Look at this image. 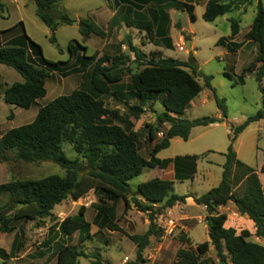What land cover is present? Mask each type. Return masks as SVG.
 <instances>
[{
	"label": "trees",
	"instance_id": "trees-1",
	"mask_svg": "<svg viewBox=\"0 0 264 264\" xmlns=\"http://www.w3.org/2000/svg\"><path fill=\"white\" fill-rule=\"evenodd\" d=\"M33 1L37 6L38 18L52 32L61 26L75 24L67 14L56 12L63 0ZM254 2H257V11L246 39L258 44L259 51L254 61L243 70L237 84H244L247 75L255 73L263 96L262 108L239 126L231 128L232 136L225 154L226 163L220 185L200 197H194L197 205L206 208L209 242L198 245L196 251L179 250L172 264H209V260L203 257L209 252L210 245L216 250L221 264H228V256L232 264H264V246L252 241L249 231L238 233L234 229H227V216L218 212L220 207L234 203L241 216L248 217L255 224V236L264 240V191L257 171L241 162L234 150L239 136L252 124L264 120V5L262 0H210L203 19L207 23H213L236 11L243 10L246 13ZM117 4H130L137 9L152 5L149 14L153 24L146 25L145 28L152 31L156 27L157 37L164 42L166 26L169 23L166 12L168 8L175 7L185 11L191 21H196V4L180 0H117ZM3 12L5 6L0 1V13ZM230 24L231 37L222 39L220 43L231 42L230 45L236 48L237 45L232 41L241 32V21L231 19ZM82 33L104 35L93 23H84ZM3 36L4 32L0 31V65L15 70L23 79L6 89L0 85V95L3 93L8 105L30 110L47 96V81L52 73H59L64 78L80 74L89 80L90 87L88 90L81 87L42 107L32 123L4 134L0 130V163L5 162L8 152L17 151L18 159L23 162L51 161L67 172L65 177L53 175L40 180H14L0 186V191L9 195L7 205L0 208L2 233L13 234L19 223H35L49 218L55 208L69 198L79 200L91 191L101 192L113 204L125 202L126 211L135 207L141 212H153L154 205H163V210L172 209L193 197L174 194V183L170 181L153 179L140 184L136 192L132 190L130 182L141 176L146 169L165 168L168 162H162L157 156L170 147L174 138L188 141L194 129L220 124L228 118L227 101L220 98L215 90L214 99L222 119L205 117L190 121L177 118L203 92L196 77L198 68L195 65L164 58L161 52L157 53L159 57L148 55L130 43L129 49L142 70L131 76L130 95L134 96L137 105L129 108L128 116L140 120L148 105L159 101L164 112L158 115V124L155 127L149 126V141L153 143L156 140L164 125L170 126L164 139L154 146L150 158L146 159L140 153L139 134L127 131L119 123L122 121L120 110L110 109L103 100L105 96L114 95V87L122 82L125 72L120 67L129 62L127 56H99L98 53L88 56V48L73 41L76 46L72 42L69 49L72 58L77 55L76 63L53 62L44 57L41 47L26 34L27 48L4 45ZM52 41L56 43L55 38ZM165 47L172 46L168 44ZM226 75L232 80L229 74ZM205 80L206 85L211 88L213 78L206 77ZM65 141L72 143L76 152L87 160V172L82 177L78 173L77 163L71 161L62 151ZM185 159L175 160L179 181L189 179L196 173L195 166H192L191 174H187L189 177L182 176L185 172L182 173L180 164ZM196 159L198 158H192ZM261 173L264 174V163ZM94 223L99 231L108 229L121 232V228L114 221L112 207H98ZM60 231L68 239L79 233L81 244L91 240L93 235L91 223L86 219V208L82 207L77 216L64 220ZM151 235L152 230L145 236L131 237L138 248L136 264L143 262L142 254L150 244ZM20 237L15 235L10 253L0 249L1 259L7 261L16 254ZM83 256V252L77 247L60 245L56 264H79L78 259ZM97 261V264H103L100 255L97 256Z\"/></svg>",
	"mask_w": 264,
	"mask_h": 264
},
{
	"label": "rangeland",
	"instance_id": "rangeland-1",
	"mask_svg": "<svg viewBox=\"0 0 264 264\" xmlns=\"http://www.w3.org/2000/svg\"><path fill=\"white\" fill-rule=\"evenodd\" d=\"M1 1L6 7V11L0 14V29L4 32V45L27 48L26 34L41 47L44 57L53 62L76 63L78 57L76 55L72 58L69 49L73 41L87 47L88 56L102 51V53L111 57L123 55L129 58V62L120 67L125 75L122 82L114 87L115 94L105 96L103 100L110 109L120 110L122 121L119 123L127 131H135L139 134L140 153L146 159L150 158L154 146L165 137L164 127H162L156 136V143L152 144L149 141V126L155 127L158 124L157 117L164 112V108L157 101L148 105L140 120L128 116L129 108L137 105L134 96L130 95L131 76L142 70V67L135 61L134 54L129 49L130 43L135 47L141 46L142 42L146 44L149 41L153 43L161 42L167 46L170 44L172 47L163 46L166 49V58L189 62L198 68L196 77L203 87V92L183 115L177 117L179 119L192 121L205 117H216L220 111L215 103L213 90L220 98L226 99L228 121L232 126H239L262 108L263 96L256 80V74H248L244 84H237L243 70L254 59L251 51H244L240 55L233 54L230 56L228 45L220 43L221 37L227 35L226 33L231 28L227 20L237 19L239 17L238 12L225 15L217 22L207 23L203 19L206 0H180L181 2L197 4L195 10L196 21H191L188 13H182L175 9V25L168 31L164 42L153 35L154 31L144 30L141 33L128 28L127 23H131L134 29L148 25L144 22L146 15L137 12L129 4L121 7L116 17L119 21L117 25L111 26L108 30L105 26L106 22H102L99 30L104 35L98 36L95 34L84 35L82 30L80 32V27L84 23L91 24V20L95 17V12L99 8H105L107 14L109 12L108 0H63L57 7L56 12L61 15L67 14L75 21V24L73 26H61L55 32H52L37 17V6L33 0ZM262 3L264 5V0H262ZM256 11L257 2H254L242 19L241 30L243 32L252 23ZM79 15L84 17L85 20L83 19L82 22L77 21ZM123 18H127V21L123 22ZM120 21L123 24H120ZM184 27L187 29L186 32ZM53 38H55L56 43L52 41ZM190 39L195 42L196 56L194 49L189 50L187 48ZM73 44L76 46L74 42ZM150 50H152L151 56L159 57L157 54L159 51L155 50L153 46L143 48L146 53H149ZM79 52L82 55L81 50ZM192 58L194 60H191ZM0 67L10 72L7 75L6 73L1 74L7 83L13 84L21 80V76L15 70L5 66ZM226 74H229L232 80ZM206 77L213 78L211 88L206 85ZM81 87L88 90L90 85L89 80L86 77L83 78L80 74L64 78L59 73H52L47 81V96L39 100V103L34 105L32 110L19 109L2 101V105H0L1 132L6 133L11 129L32 123L34 120L32 115L36 113V117L38 108L48 105L59 97L68 96L81 89ZM12 114L17 115V117L10 120L9 117ZM29 119L33 120L28 122ZM258 127L259 124H255L253 128ZM201 132L202 129L197 128L188 141L179 139L171 142L170 147L161 151L158 156L162 162H169L176 157L187 158L185 163H190L195 166V169L198 167L197 176L193 179H188L189 176L183 173L182 176L187 179L175 181L174 194L205 193L207 189L218 185L222 179V165L225 163V159L219 153L203 155L208 140L206 137L198 139ZM210 133L213 137L221 138L224 136V129H213ZM62 151L71 161L77 163L78 173L82 177L87 172V160L83 155L76 152L74 145L69 141L63 143ZM262 152L264 153V129L259 130V132L251 131L245 137L240 148V160L248 167L256 168L262 157ZM188 154H195L198 159L192 160L194 157H185ZM150 174H152V170L147 169L141 176L131 181L132 190L136 192L139 184L149 181ZM53 175L65 177L67 172L51 161L23 162L18 159L17 151L8 152L5 162L0 163V184L14 180H40ZM8 201V193L0 191V208L7 205ZM101 206L112 207L114 221L121 228V232H112L108 229L99 231L98 227L93 226L91 230V234H94H92L93 238L83 244L80 243L79 233L74 234L69 239L61 234L60 225L62 222L67 218L77 216L82 207L86 208L87 221L93 223L97 215V208ZM153 207V212H141L135 207L126 211L123 201L113 204L107 201L106 197L99 191H91L79 200L69 198L55 208L51 217L35 223H19L16 225L17 229L13 234L5 236V240L0 239V248H4L10 253L14 236L16 234L21 236L16 254L9 257L6 262L0 260V264H56L60 245L74 246L83 252L84 256L78 259L79 264H97L98 255L102 257L103 264H136L138 248L131 237L145 236L150 230H152L150 244L143 251V262L140 264H172L179 250L196 251L198 245L209 242L204 224L195 223L193 225V223H190V231L187 233V224L183 223L182 219L176 216V213L174 215L171 209L163 210V205H154ZM187 214L196 217L198 221L204 223L207 221L205 218L207 212L203 213L200 209L188 206L180 208L179 215ZM162 217L175 219L179 227L172 234H166L160 225ZM0 238H3L1 232ZM203 258L209 260V264H221L216 250L211 245L209 252ZM227 258V263L232 264L230 257Z\"/></svg>",
	"mask_w": 264,
	"mask_h": 264
},
{
	"label": "crops",
	"instance_id": "crops-1",
	"mask_svg": "<svg viewBox=\"0 0 264 264\" xmlns=\"http://www.w3.org/2000/svg\"><path fill=\"white\" fill-rule=\"evenodd\" d=\"M1 1V0H0ZM13 1H15L16 2V0H13ZM210 0H206L205 1V3H206V5H207V3L209 2ZM2 2V1H1ZM202 2V1H201ZM130 5V4H129ZM197 5V4H196ZM196 5H195V10H196ZM5 6V5H4ZM123 5L122 4H120V5H118L117 4V0H108V8H109V12H107V14L105 13V8H99V9H97L96 10V12H95V17H93L92 18V20H91V22L98 28V29H100V27L99 26H102V22H106L105 23V26H106V29H110L111 28V26L113 27V26H115V25H117V23H119V21L117 20V14L119 13V11H120V9H121V7H122ZM131 7H133L134 9H136L137 10V12H140V13H142V14H145L146 16V18L144 19L145 21L144 22H146L148 25H150V24H153V21H152V19L150 18V14H149V10L150 9H152V5H149V6H140L141 8H136L135 6H132V5H130ZM249 8V7H248ZM5 9H6V7H5ZM175 7H172V8H168L167 9V14H168V16H169V23L167 24V26H166V38H167V34H168V31L175 25ZM177 11H179V12H182V13H184L185 11H181V10H178V9H176ZM6 11V10H5ZM236 12H238V14H239V17L237 18V19H239L240 21H241V23H242V19H243V17H244V15H246L247 14V12H248V9H247V11H246V13L243 11V10H240V11H236ZM187 13V12H186ZM0 14H3V13H0ZM94 14V13H93ZM107 15V16H106ZM179 15V14H178ZM189 16V15H188ZM38 17V16H37ZM128 18V17H127ZM127 18H123V22H126L127 21ZM221 18V17H220ZM220 18H218L215 22H217ZM255 18V17H254ZM85 20V18L84 17H82V16H78L77 17V21H80V22H82V20ZM231 19H233V18H231ZM231 19H228L227 21L230 23V20ZM177 20V19H176ZM253 21H254V19H253ZM253 21H252V23L247 27V29H246V31H242L241 30V32H240V34L232 41L233 43H235L236 45H237V47L236 48H233L231 45H230V43L231 42H224L225 44H227L228 45V49H229V51H230V56L231 55H233V54H235V55H240L241 53H243L244 51H247V52H249V51H251V53H252V55L254 56V59L256 58V56H257V54H258V51H259V46H258V44H255V43H253V42H251V41H249V40H247L246 39V35H247V33L250 31V28H251V26H252V24H253ZM120 24H123L121 21H120ZM126 25V24H125ZM231 25V24H230ZM130 26V27H129ZM83 27H84V25H83ZM83 27L81 28L80 27V32H81V30L83 29ZM128 28H130V30H132V31H135V32H141L142 33V31H144V30H148V29H146L145 27H141V28H139V27H137L136 29H134V27H132V24L131 23H129L128 24ZM141 30V31H140ZM156 27H153V29H152V31H154V36L158 39V40H161L159 37H157V35H156ZM186 28L184 27V31L186 32ZM0 31H2L1 29H0ZM107 31V30H106ZM231 33H232V30H231V28L228 30V32L226 33L227 35H225L224 37H221V40L222 39H224V38H230L231 37ZM188 34V33H187ZM2 43L4 44V36L2 37ZM174 45H175V43H173ZM190 44H191V49H194V54H195V56L197 55V50H196V47H195V42H194V40L193 39H190ZM140 46V45H139ZM139 46H137L140 50H142L143 51V48H149V46H153L154 47V49L155 50H158L159 52H161L162 53V55H163V57H165L166 58V49L165 48H163V43H161V42H155V43H153V42H151V41H149V43H144V42H142L141 43V46L139 47ZM141 47H142V49H141ZM151 51L152 50H150L149 51V53H146L145 51H143L144 53H146V54H150L151 53ZM99 56H101V55H104V53H102V51H100L99 53ZM254 59H253V61H254ZM252 61V62H253ZM0 66H4V65H0ZM6 67V66H5ZM9 68V67H8ZM6 73V75L8 74V73H10L8 70H4V68H1L0 67V85H2L3 86V89H6V88H8V87H10L11 85H13V84H9V83H7L6 81H4V77L1 75V74H5ZM251 74H255V73H251ZM82 76V75H81ZM23 81V79H22V77H21V80H18V81H16L15 83H18V82H22ZM264 83V82H263ZM47 91H48V89H47ZM196 99H198V97L196 98ZM195 99V100H196ZM194 100V101H195ZM2 101H4L5 102V100H4V96H3V93L0 95V105H2L1 103H2ZM194 101L191 103V105L194 103ZM6 103V102H5ZM39 102H37L36 104H38ZM35 104V105H36ZM190 105V106H191ZM34 107V106H33ZM33 107L30 109V110H32L33 109ZM41 108H38V112H39V110H40ZM30 110H27V111H30ZM35 114L36 113H34L33 115H32V118L35 120ZM38 114V113H37ZM37 116V115H36ZM174 117H177V116H175V115H173ZM17 117V115H11L10 117H9V119L11 120V119H13V118H16ZM214 118H217V119H222L223 117H222V114H221V112L216 116V117H214ZM33 119H29L28 120V122H30L31 120H33ZM33 120V121H34ZM32 121V122H33ZM255 124H259V127L258 128H253L254 127V125ZM255 124H252L245 132H243L240 136H239V138H238V140H237V142L235 143V145H234V150H235V152L237 153V157H238V159L240 160V148H241V146L243 145V143H244V139H245V137L251 132V131H257V132H259V130H261V129H264V120H262V121H260V122H258V123H255ZM164 128V132L165 133H167L168 131H169V129H170V126L168 125V124H166V125H164L163 126ZM232 127H235V125H231L230 123H229V121H228V118L227 119H224V121L222 122V123H220V124H216V125H212V126H209V127H201V128H198V129H202V132L199 134V136H198V139H201V138H203V137H206V139L208 140V144L207 145H205V147H204V150H205V152L203 153V155H205V154H207V153H211V154H214V153H219V155L222 157V158H224L225 159V163H226V157H225V154L227 153V151H228V149H229V146H230V138H231V136H232V131H231V128ZM218 128H223L224 129V136L223 137H221V138H216V137H213V136H211L210 134V132L213 130V129H218ZM197 129V128H196ZM210 129H212V130H210ZM195 130V129H194ZM194 130L192 131V133H191V135L193 134V132H194ZM164 133V134H165ZM4 134V133H3ZM179 139H181V138H174L171 142H175V140H179ZM154 144L156 143V140L153 142ZM152 143V144H153ZM160 154V153H159ZM159 154H158V156H159ZM158 156H157V158H158ZM195 156H197V155H195V154H188V155H185V157H195ZM177 158H181V157H176V158H174L173 160H171V161H169L168 163H167V166L165 167V168H161V167H157V168H154V169H148V170H152V174H150V179H149V181H151V180H153V179H161V180H164V181H170V182H173V183H175V181H179L178 179H177V174H176V165H175V160L177 159ZM183 158V157H182ZM159 159V158H158ZM162 161V160H161ZM185 161H187V159H185L184 160V162H181V171H182V173L183 172H185L186 174H191V168H192V165L190 164V163H185ZM241 162H243L242 160H240ZM224 163V164H225ZM244 163V162H243ZM263 163H264V153L262 152V157L260 158V162L258 163V165L256 166V168H252V167H250V168H252V169H254V170H256L257 171V174H258V177H259V180H260V182H261V185H262V188H263V191H264V174L263 173H261V169H262V166H263ZM224 164L222 165V166H224ZM245 164V163H244ZM246 165V164H245ZM184 169L186 170V171H184ZM197 169V171H196V173L194 174V176L193 177H190V179H193L195 176H197L196 174H197V172H198V167L196 168ZM147 170V169H146ZM145 171V170H144ZM157 171H159V172H157ZM221 181H222V179H221ZM221 181H220V183H221ZM148 182V181H147ZM220 183L218 184V185H216L215 187H211V189H207V191H205V193H201V194H198V193H187V194H183V195H178V196H193V197H190V198H188L187 200H186V203L185 204H179V205H177L176 207H174V208H172L171 209V212L175 215V213H176V216L177 217H179L180 219H182V221H183V223H186L187 224V226H186V229H187V233H189V231H190V227L191 226H189V224L190 223H193V225L195 224V223H197V224H204L205 225V228H206V231H207V233L209 234V228H208V224H207V221L204 223V222H202V221H198L197 220V218L196 217H191L189 214H187V215H179V210H180V208H183V207H192V208H195V209H200L203 213H206V208L205 207H203V206H199V205H197L196 204V202H195V199H194V197H200V196H202V195H204V194H206V193H208L209 191H211L212 189H214V188H216V187H218L219 185H220ZM4 184H7V182L5 181L4 183H2V184H0V186H2V185H4ZM140 185V184H139ZM138 185V186H139ZM138 188V187H137ZM137 188H136V191H137ZM177 195V194H176ZM124 205H125V202H124ZM218 212H219V214H224V215H226L227 216V222H226V224H225V227L227 228V229H234V230H236L238 233H241L242 231H249L250 233H251V235H252V238L251 239H253L252 241H254V242H256V243H258V244H261V245H263L264 246V240H262V239H260V238H257L256 236H255V233H256V228H255V224L253 223V221H251L248 217H243V216H241V214L239 213V210H238V208H237V206L234 204V203H232V202H230V203H228L227 205H225V206H222V207H220L219 208V210H218ZM206 218V217H205ZM93 226H95V227H98L97 225H95V223L93 222V223H91V230H92V228H93ZM99 228V227H98ZM1 232V231H0ZM2 233V232H1ZM93 234V233H92ZM2 235H3V238H0L1 240H5V236H7V235H9V234H5V233H2ZM94 235V234H93ZM14 238H15V236H14ZM14 241V240H13ZM11 247H12V245L10 246V250H11ZM0 249H2V250H5L6 252H8L6 249H4V248H0ZM0 260H2V261H4V262H6L5 260H3V259H1L0 258Z\"/></svg>",
	"mask_w": 264,
	"mask_h": 264
},
{
	"label": "built area",
	"instance_id": "built-area-1",
	"mask_svg": "<svg viewBox=\"0 0 264 264\" xmlns=\"http://www.w3.org/2000/svg\"><path fill=\"white\" fill-rule=\"evenodd\" d=\"M161 136H163V134H161ZM160 225L168 235L172 234L179 227L178 222L171 217H162Z\"/></svg>",
	"mask_w": 264,
	"mask_h": 264
},
{
	"label": "water",
	"instance_id": "water-1",
	"mask_svg": "<svg viewBox=\"0 0 264 264\" xmlns=\"http://www.w3.org/2000/svg\"><path fill=\"white\" fill-rule=\"evenodd\" d=\"M81 27H83V24H81ZM187 48H188L189 50H191V44H190V42L187 43Z\"/></svg>",
	"mask_w": 264,
	"mask_h": 264
}]
</instances>
